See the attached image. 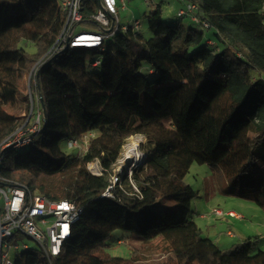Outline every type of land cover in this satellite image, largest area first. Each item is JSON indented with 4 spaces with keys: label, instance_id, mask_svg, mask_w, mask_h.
<instances>
[{
    "label": "trees",
    "instance_id": "16d2710c",
    "mask_svg": "<svg viewBox=\"0 0 264 264\" xmlns=\"http://www.w3.org/2000/svg\"><path fill=\"white\" fill-rule=\"evenodd\" d=\"M189 2L218 43L200 29L166 22L158 4L148 14L150 38L129 25L103 49L58 53L67 18L58 0H0L4 98L15 100L32 73L33 114L40 111L28 121L25 112L9 113L0 101V146L20 130L28 140L0 151V183L17 182L82 211L59 257L50 262L40 248L29 247L15 253L14 264H143L134 261L135 253L108 254L117 230L132 232L142 244L161 237L170 249L165 264H264V250L254 254L252 237L230 248L203 237L190 218L198 194L185 182L194 163L219 165L229 176L249 172L260 156L264 165V0ZM86 8L95 11L90 3ZM83 23L101 31L90 20ZM144 63L154 80L141 73ZM143 93L150 112L141 104ZM87 135L86 152L70 158L62 149L63 142ZM135 136L144 139V161L105 197ZM94 160L103 175L89 171ZM255 202L264 211V183Z\"/></svg>",
    "mask_w": 264,
    "mask_h": 264
},
{
    "label": "rangeland",
    "instance_id": "374dc122",
    "mask_svg": "<svg viewBox=\"0 0 264 264\" xmlns=\"http://www.w3.org/2000/svg\"><path fill=\"white\" fill-rule=\"evenodd\" d=\"M187 2L188 0H127L125 6L119 7L118 22L121 26L134 25L139 22L143 35L150 38L152 33L149 29L148 14L154 9L155 5L161 4L163 18L166 22H180L185 29H200L205 33L206 40L218 43L219 40L214 35V29L193 22L188 17L178 20V17H180L179 11L187 9ZM76 29L77 31L83 29L98 31L86 24L77 25ZM91 62L92 60L88 59V65ZM88 68L92 71L99 69L90 66ZM141 73L148 75L150 80L156 78L154 74L150 73V65L147 63L143 64ZM20 86L17 98L13 101H6L4 87L0 84V101L4 102V109L9 113L18 115L25 112L27 114L25 118L29 121L36 115L38 116L40 111L33 114L34 104L30 78L28 77L21 82ZM141 104L146 112H150L151 100L146 93L141 96ZM28 105L30 113L26 112ZM105 108L107 106L103 107V109ZM21 132L23 130H20L16 137L19 140L24 136ZM85 142H89V135L86 136ZM143 143L144 139L142 137H131L115 169L117 171L123 169L127 172L138 157L140 159L137 162L144 161L145 156H142ZM132 147H134L135 152L129 156L128 152ZM62 149L70 158L77 156L80 151L79 148L68 146L67 141L63 142ZM256 151L258 153L260 149ZM185 182L198 194L191 203L190 218L197 222L202 230L203 237L211 238L223 248H230L234 244L252 237L256 242L254 254L264 250V211L255 202V196L264 183V165L261 156L249 172L237 176L227 175L219 165L194 163L185 177ZM164 204L166 206L176 205L174 202H164ZM0 206H3V200H0ZM215 210H221L225 214L233 211L239 218L220 217L215 213ZM229 231H231V235H229ZM17 238L22 239L23 243L31 248H39L38 243L27 236L18 234ZM108 244L110 245L107 250L108 254L127 258L135 253L134 261L136 263L165 264L170 254L169 244L163 241L161 237L147 244H142L135 234L122 230L114 231ZM14 255L15 252L11 251V260L14 259Z\"/></svg>",
    "mask_w": 264,
    "mask_h": 264
},
{
    "label": "built area",
    "instance_id": "2783aa9c",
    "mask_svg": "<svg viewBox=\"0 0 264 264\" xmlns=\"http://www.w3.org/2000/svg\"><path fill=\"white\" fill-rule=\"evenodd\" d=\"M62 10L67 14L66 22L62 33L54 48L55 52H61L66 48H95L103 49L106 41L112 39L119 29H126L127 26L121 27L118 22L119 7L125 6L127 0H58ZM95 7V11L87 10V4ZM90 7V6H89ZM180 17H189L192 21L197 22L198 6L196 3L189 2L187 9L179 11ZM87 19L96 23L101 31H92L83 29L77 31V25L84 24ZM141 24L136 22L134 27L139 29ZM204 26L208 27L207 23ZM100 65V60H95L92 66ZM34 131L37 127H33ZM19 133V132H18ZM17 133V134H18ZM23 137L14 136L0 146L2 152L9 146H21L28 142ZM83 141H69L68 146L79 148L81 152H86L88 143ZM144 153H142V156ZM2 155H0V164ZM142 161H134L127 170L131 176L134 168L141 164ZM89 171L96 176L103 175V169L99 160H94L88 164ZM123 169H114L110 177V186L103 194L105 197H113V190L122 182L125 175ZM4 184L0 183V200H3V206H0V264H14L10 258V252L15 253L29 248L24 244L22 239L17 238L18 234L27 236L35 240L39 248L51 262L59 257L66 243L72 237L73 225L79 220L81 209L74 202L69 200H49L46 197L31 193L27 187L8 180L2 179ZM215 213L222 217L239 218L231 211L224 213L221 210H215Z\"/></svg>",
    "mask_w": 264,
    "mask_h": 264
},
{
    "label": "bare ground",
    "instance_id": "6f19581e",
    "mask_svg": "<svg viewBox=\"0 0 264 264\" xmlns=\"http://www.w3.org/2000/svg\"><path fill=\"white\" fill-rule=\"evenodd\" d=\"M133 152H135V151H134V147L131 148V150L128 152V155L130 156L131 154H133ZM138 154H139V153H138ZM139 159H140V158L138 157L136 161H139Z\"/></svg>",
    "mask_w": 264,
    "mask_h": 264
},
{
    "label": "water",
    "instance_id": "95a60500",
    "mask_svg": "<svg viewBox=\"0 0 264 264\" xmlns=\"http://www.w3.org/2000/svg\"><path fill=\"white\" fill-rule=\"evenodd\" d=\"M31 77H32V73L30 74L29 78L31 79Z\"/></svg>",
    "mask_w": 264,
    "mask_h": 264
},
{
    "label": "crops",
    "instance_id": "0c3cea01",
    "mask_svg": "<svg viewBox=\"0 0 264 264\" xmlns=\"http://www.w3.org/2000/svg\"><path fill=\"white\" fill-rule=\"evenodd\" d=\"M121 7V6H120ZM229 235H231V231H229Z\"/></svg>",
    "mask_w": 264,
    "mask_h": 264
}]
</instances>
